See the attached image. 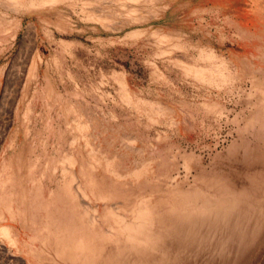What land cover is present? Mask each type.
<instances>
[{
    "label": "rangeland",
    "instance_id": "obj_1",
    "mask_svg": "<svg viewBox=\"0 0 264 264\" xmlns=\"http://www.w3.org/2000/svg\"><path fill=\"white\" fill-rule=\"evenodd\" d=\"M5 227L0 264H264V0L0 7Z\"/></svg>",
    "mask_w": 264,
    "mask_h": 264
},
{
    "label": "bare ground",
    "instance_id": "obj_2",
    "mask_svg": "<svg viewBox=\"0 0 264 264\" xmlns=\"http://www.w3.org/2000/svg\"><path fill=\"white\" fill-rule=\"evenodd\" d=\"M63 1L64 0H0V7L8 10L9 8H14V7L20 6L26 10H35L36 11V10H43V9H47V8L50 9L52 7L57 6V4H59ZM98 19H99V17H98ZM12 33H13L12 27H7L3 30L2 34L8 35V34H12ZM0 235L2 237L6 238L10 244H13L14 246L19 245V244H17V236L14 237L8 228H6V227L4 229L0 228Z\"/></svg>",
    "mask_w": 264,
    "mask_h": 264
}]
</instances>
